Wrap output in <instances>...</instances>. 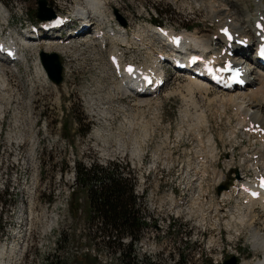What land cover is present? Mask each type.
<instances>
[{
	"label": "rangeland",
	"instance_id": "rangeland-1",
	"mask_svg": "<svg viewBox=\"0 0 264 264\" xmlns=\"http://www.w3.org/2000/svg\"><path fill=\"white\" fill-rule=\"evenodd\" d=\"M47 1L54 8L53 5L55 4L50 0ZM73 1L55 0L56 4L62 7L67 3L72 4ZM82 1L75 6V9L77 6L85 3H82ZM237 1L241 5H245L249 11L251 15L249 22L252 25L251 21L256 16L253 11L256 8L254 0ZM0 2L8 10L7 17L10 20L9 25H7L6 21L0 19V28H6L7 31H10L13 39L20 37L19 33H15L19 31L20 27L23 32L27 31V22H37L35 12L38 7V0H0ZM199 2L201 3L200 0H120V3L116 6L110 3L108 5L109 10L103 9V12L105 16L108 15L109 17L110 14L114 16L113 7L121 9L122 13L127 16V22L130 24L129 28L133 34L139 33L141 29L146 28L147 22H144L142 18H145L147 14H154L177 32L187 30L184 33H198L199 37L209 41L208 39L214 37L217 27L216 19L219 18L211 20L212 17H208V8L202 6ZM262 3H264V0ZM110 18L111 16L108 20ZM91 21L93 22V20ZM87 38L86 36L81 37L80 43H75L72 47L74 51L77 48L91 46ZM142 38H144L143 42H146L142 47L129 42L130 46L125 49V47L121 46L120 41L118 42L113 39V41L110 40L107 43L105 49L100 48V46H94L92 54L84 52L80 55L75 53L74 57L68 58L71 60L67 61L70 66L68 68L72 69L74 77L65 81L63 85L65 87L64 89L63 87L61 88L60 95L53 94L51 85H46L40 81L41 76H38L36 62L35 66L29 62V57L33 51H36V47H22L21 53L23 54L21 55L25 57V60L22 59L12 69L6 66L7 72L5 75L0 76V98H3L2 104L4 107L9 105L8 110L5 112V117L1 118L0 125L3 128H11V124H13L11 121L14 120L12 119V109L18 106L22 113L25 114L27 111L26 106H28L31 113L30 122L27 120V117L21 118L23 122H20V124L22 123L20 126L22 128H17L16 126L17 129H42L41 122L45 121L47 124L46 128L49 131L55 134L60 131L59 134L72 143L74 122H80V127H77L75 130L81 134L89 128V124L96 126L99 123L103 131L104 143L107 145H98L97 148L88 145L87 148H82L87 144L80 140L75 150L76 156L86 157L83 160L86 169L98 172V164L99 167H104L111 174L116 173L115 171L122 174V171L129 169L136 178L142 174L149 177V174H156L161 171L163 174L169 173L173 176L178 174L185 183L189 182V177H194L197 181L199 180V187L198 184L192 185V187L187 189V194L188 198L191 199V205L194 207L193 211L196 216L190 214L188 210L170 207L168 220L176 221L180 227L185 228L187 236L192 241L203 242V233H201L202 230L197 216H202L205 221L214 223L215 218L213 216L215 212L207 208L209 204H212V207L219 214H221L220 212H225L230 215L236 212L234 200L240 206L245 204L241 203V200L244 198L236 199L238 196V194H235L236 188L234 187L235 190L231 188L230 183L233 180V176L234 180L238 179V176L241 178L244 176V171H239L241 169L240 164L246 156L251 155L254 151H258L261 148L262 142L259 138L257 139L260 142L256 141L252 136L250 139L246 135L248 133L245 134L243 132L239 121L243 122L242 126L247 127L249 126L248 120H245L237 107L226 100L228 97L227 92L222 91L220 93L213 86L209 91L206 88L199 89L197 87H193L191 91L189 87L190 81L184 75L183 77L169 71L166 86L164 85L157 98L149 100L151 102H143L133 98V96H131L133 99L128 97L123 98L122 91L115 86L117 84L116 77L111 67L108 66L110 64L107 56L112 49L117 47L123 51L125 58H131L138 62H147L150 56V61H152L151 59L155 57L152 58L151 53L158 51V43L150 36H143ZM138 39L140 40L141 38L138 37ZM149 45H151V49L148 48ZM42 46L43 43L39 47ZM43 48L45 50L51 48L50 51H59L55 43H46ZM245 55L251 57V59L254 58L253 55L247 52H245ZM66 56L68 57V55ZM26 58L28 59L27 63ZM2 80H4V84H2ZM70 83L75 85V90L72 93L69 91ZM84 86H87L86 91L83 89ZM92 87L95 88L97 93L91 90ZM252 90H256V87H252ZM93 94H99L107 100H112L109 102L115 106L117 104L123 106V109L116 111L115 113H118V115L114 118H100L98 115H94L90 108L85 111L80 102L82 104H84L83 102L88 103L87 100H92ZM156 100L158 103H155ZM97 110L99 109H93L95 113H97ZM100 110L107 113L105 108H101ZM122 112H125L124 115L126 117L127 112L130 113L131 120L135 123L133 129L129 127L123 128L126 122L124 121ZM203 115L207 121V123L204 121L205 126L202 125ZM121 117L123 119L122 122ZM83 119L85 120L83 121ZM34 120H37V124L33 125L32 121ZM111 125L114 128H118L114 135L110 133ZM42 132H29V148L25 135L15 134L14 138L12 133L4 134L7 153L11 155L9 167H14V176L10 177V188L13 192L6 198L0 197V201L3 202V205L0 203V231L3 226L2 217L4 212L9 216L10 206L16 201L17 204L13 209L12 224L4 228L3 237L4 241L5 238L12 235L11 238L15 239V241L13 244H4L0 247V264H18V257L24 242L26 262L28 264H54V254L56 251H59L60 223L66 219L63 198L70 190L77 186L75 182L76 173L73 167L74 162L69 163L71 167L69 171H65L63 175L59 174L53 178L55 172L57 174L59 171L63 172L66 169L65 161L68 155L66 150L57 148L53 151L50 155L53 164L48 165L47 158L45 160L42 171L43 179L38 185L39 198L42 201L56 199L48 204L47 216L34 228H30L25 214L24 202L27 201V197L32 192V189L26 184L27 181L22 178V175L23 177H30V166L33 168L35 174H37L42 151L39 143L45 139L46 135L45 132ZM160 139H165L166 146L164 145V148L170 154H172V151V156H167L165 150L161 151L160 154L153 150V147L158 146ZM92 140H96L94 136H92ZM134 140L137 144L133 143ZM16 142L18 143L16 144ZM144 153L146 154L145 158L142 157ZM176 154H179L177 161L176 156H174ZM188 156L190 158L186 166L185 160H181L182 158H188ZM200 158L203 160L200 163L202 165L199 164ZM178 164L181 165V171ZM229 168L237 169L233 172V176H231L232 173H228ZM249 171L255 172L253 169ZM132 173L131 177L134 178ZM220 174L224 175L220 178ZM124 175L122 174V178H124ZM247 175H250V172H247ZM17 176L23 179V183H25L24 190ZM190 182L193 183L192 181ZM220 185H226L227 189L231 188L228 190H233L232 195L235 194L236 197H233L232 200H223L222 193L228 190H224L219 194L217 188ZM73 196L78 198L80 192H76ZM136 197L139 199L137 200L138 204L143 203L145 205L142 218L156 215L157 201L152 198L149 191H145L144 194L142 193V196ZM204 199L209 203L205 202ZM188 209L192 210L189 207ZM257 212L264 217V210L262 211L260 208H257ZM71 218L74 229L70 235H63V238L70 240L73 246L79 247L80 234L75 228L81 223L86 222L87 216L72 213ZM220 221L221 219H218V222ZM32 223L36 224V219L32 218ZM227 232H222L225 245L230 251L229 255L227 253L226 258L234 255L233 253L237 251L238 256L236 258L239 263L241 262L242 264L244 260L255 261V253L245 237L246 230L240 233L241 236L230 226ZM124 241L130 243V238H125ZM141 241L148 242L147 240H142V238ZM210 241H205L206 248L212 247ZM147 248V245L138 242L133 246V255L138 260L145 261L146 264H173L174 261L177 262L178 257L171 255L172 246H168V253L147 250ZM57 257L55 256V264H57ZM83 259L86 261L90 260L88 256H83Z\"/></svg>",
	"mask_w": 264,
	"mask_h": 264
},
{
	"label": "bare ground",
	"instance_id": "bare-ground-1",
	"mask_svg": "<svg viewBox=\"0 0 264 264\" xmlns=\"http://www.w3.org/2000/svg\"><path fill=\"white\" fill-rule=\"evenodd\" d=\"M200 1H201V3L199 2V4H202V6H205L208 8V17H212V19L210 18L211 20H213L215 18H219V19H216L217 22H226V23H229L228 20H230L232 27H234L237 32L241 33L243 36H247L250 39V41L254 40V35L252 32V25L249 22V18L251 15H250L249 11L246 9L245 5H241L237 0H200ZM253 2L255 3V6H256V8L253 9V11L255 13H256V11H258L260 9L259 8L260 6H264V4H262L263 0H254ZM82 3H84V4L77 6L75 9V12H74L75 18L78 19L80 21V23L89 22L92 18H96L95 20L98 22L107 20V16H105V14L103 12V9H104V1L103 0H83ZM4 8H5L4 5L0 3V17L3 19H7L6 14H5V12H7V10H5ZM122 32L123 31H119L118 33H116L114 35V40H116L118 42L120 41L121 45L126 47L128 44V40L132 41V40L138 39L137 36L139 38L143 39L142 36H144V34L151 33L152 30H151V27L149 26V28L146 29L145 31L142 30L141 34H140V32L136 33V34L132 33L133 35H131V36H130V33L126 32V34H124ZM75 35H78V34H75ZM184 36H185L186 40L195 43L193 45V47L196 44L205 45L208 43V41L206 39L204 40L202 37H199L198 33H194V34L184 33ZM30 38H31V35H28V39L24 40V41L32 43L34 40H32ZM45 42L47 44L48 43H54L55 39L44 40L43 44H46ZM55 46H57L56 43H55ZM111 47H112V45H111ZM50 50H51V48L48 49V51H50ZM250 55H252V54H250ZM151 57L153 58L155 56L153 55ZM166 58L168 59V57H166ZM151 60L152 61H150V63H153V61L154 62L158 61L157 58H153ZM240 61L242 62V60H240ZM163 62L165 63L167 61L164 60ZM244 63H245L247 70H251L250 75L252 76V80L249 83L250 85L245 86L243 90L224 91V92H227V95H228V97L227 98L225 97V98L228 102H230L235 107H237V109L243 114V117L245 118V120L246 121L248 120V122H247L248 125L249 126L252 125V127H250V128L255 127V125H257V124L260 125V127L264 128V72L257 69L253 59H251V57H249L247 55H245ZM6 66L10 67L11 69L13 67L10 64H5L0 59V76L5 75V73L7 72ZM108 66H110V65H108ZM4 67H6V68H4ZM14 68H15V66H14ZM36 68H37V73L39 74L38 76H41L44 80H47L46 73H45V71H44V69L41 66L39 61L38 62L36 61ZM183 74L190 81V83H189L190 84V86H189L190 90L193 87L194 88L197 87L199 89L206 88L208 91L213 88L211 85H209V84H207L201 80H198L196 78H192L190 76V74H188V73H183ZM114 81H115V78H114ZM116 81H117V84L115 86L117 87V89L122 91L121 94L123 95V98H125L126 96H129V94L131 93L130 82L126 79H117V78H116ZM2 84H4V80H2ZM252 87H256V90L253 91ZM161 88L163 89L164 85ZM138 99L143 101V102H150L149 99H147V98H138ZM223 101H224V99H223ZM100 109L97 110V113H100L101 115H103L104 112H102ZM204 121L207 123L205 116L203 115L202 116V122H203L202 125L205 126L206 124L204 123ZM241 123H243V122H241ZM244 125H246V124H244ZM257 138H259V140L262 142L261 148L258 151H254L251 155H248L245 157V159H243L244 163L242 162L243 164L242 163L240 164L241 169L239 171H241V172L244 171V173H245V171H249L251 169L256 170L257 168H261L264 166V134H261ZM17 143L18 142H16V144ZM255 155H257V156L255 157ZM221 176H223V174H220V178H221ZM240 179H242V178L238 176V179H236V180H240ZM75 182H76V180H75ZM93 184H94V182H93ZM234 190H235V188H234ZM145 191H146V189H142L143 194L145 193ZM222 191H224V190H222ZM222 191H221V193H222ZM232 192H233V190L232 191L228 190V191L223 192L222 193V199L223 200L224 199L232 200V198H233ZM234 197H236V196H234ZM237 198H239V195L237 196ZM137 200H139V199L137 198ZM234 202H235V205L234 204H232V205H234V208L236 209V212H235L236 214L233 213L230 216L229 221L225 225L227 228H230V226H232V229H234V231L237 232L238 235L240 233H242V231L244 232V230H246L245 237H246L248 243L250 244V246L252 247V250L254 251L255 256H256L255 261L254 260L253 261L244 260L242 264H264V217L261 216V214H259L257 212V206H256L255 201L245 203L242 206H240V204L236 200H234ZM216 208H217V206H216ZM260 209L263 211L264 205L260 206ZM144 211H145V205H144ZM144 211H142V216L144 215ZM130 241H131V239H130ZM14 247H15V245H14ZM18 251H16V252H18ZM259 252H260V254L258 255Z\"/></svg>",
	"mask_w": 264,
	"mask_h": 264
},
{
	"label": "trees",
	"instance_id": "trees-1",
	"mask_svg": "<svg viewBox=\"0 0 264 264\" xmlns=\"http://www.w3.org/2000/svg\"><path fill=\"white\" fill-rule=\"evenodd\" d=\"M85 175L88 180L91 177L95 179H101V184L94 190V203L97 209L101 212V216L104 219L106 234H112L116 238L113 243V247L117 250H121L123 256L128 261V264H138L132 257V247L138 242L136 238L132 236H138L137 232L139 226L136 221L137 211L134 209V203L137 204V197L133 196L129 185L122 180V174L118 171L116 173L102 172L100 176L93 173L92 170L83 167ZM97 175V176H96ZM112 175V176H111ZM92 186L94 181H88ZM78 179L76 177V185ZM131 234V235H130ZM130 238V243L133 245H125L121 242V239ZM140 238V237H139ZM141 239V238H140ZM173 264H185L184 260L179 259Z\"/></svg>",
	"mask_w": 264,
	"mask_h": 264
},
{
	"label": "built area",
	"instance_id": "built-area-1",
	"mask_svg": "<svg viewBox=\"0 0 264 264\" xmlns=\"http://www.w3.org/2000/svg\"><path fill=\"white\" fill-rule=\"evenodd\" d=\"M5 134V133H4ZM4 134L2 132H0V197H4L6 198L7 196L10 195L11 192H13V190L10 188V177L14 176V167H9V159H11V155H9L7 153V149H6V145L4 142ZM14 135L15 138V134L12 133ZM27 141H28V148H29V133L27 135H25ZM83 167H86V165L82 162ZM31 168V176H33L34 181L37 180V174H35L33 168L30 166ZM102 172H106L108 173L104 167H99L98 164V172H93L96 173L98 176L101 175ZM124 172V173H123ZM110 174V173H109ZM122 174L124 175V178H122V180H124L130 187L131 189V193L133 196H142V189H146L145 187L143 188H139L138 186H135V190H134V186L132 184V180L131 178H129L128 175H130V170L127 169L125 171H122ZM96 175V176H97ZM163 172L159 171L156 174H149V177H151L152 179H155L159 176H162ZM112 176V175H111ZM22 178L26 181V177ZM86 180H88L87 177H85ZM88 181H95L96 187H99L101 184V179H95V177H91ZM141 182H139L140 184ZM79 185V183L77 184V186ZM33 191V189H32ZM137 191V193H136ZM32 192H30L31 195ZM134 193H136L134 195ZM1 205H3V202H0ZM170 207H174L173 205H166L164 203H160L157 202V208H156V215H149V218H142V211H144V204H135L134 203V209H136L137 211V217L139 218V220L142 222V228L137 232L138 236L140 238H142V240H147L149 243H151L152 241H156V235H160V233H164L167 229L170 228V225H178V222L176 221H170L168 220V212L170 211ZM4 220H6V216L4 217ZM37 225V224H36ZM36 225H30V228H34ZM105 224H103L101 221H99L96 225H94L93 230L98 232V229H100L99 231V238L98 240H103L106 242L107 245H109V247L111 249H113L114 251H116L118 254H122L121 250H117L116 248H114L112 245L114 243L115 240V236L112 234H106L105 231H102V229H104ZM182 228V227H181ZM183 231L186 233L185 228H182ZM202 233V231H201ZM27 232L25 234V238H26ZM101 237V238H100ZM185 239V237H184ZM187 239H189L190 241H192V239L190 237L187 236ZM210 240V239H208ZM121 242L125 245H129L130 243L127 241H124L123 238L121 239ZM203 242H204V237H203ZM201 242V243H203ZM147 250H153L156 251L155 249L152 248H147ZM207 250H210V248H207ZM23 252H25V242L20 250V254L18 257V264H19V260L21 257V254H23ZM132 257L135 260V262H138V264H146L145 261H140L138 260L134 255H133V247H132ZM59 251H56V253L54 254V264H55V256H58ZM126 260V258H125ZM127 264L128 261L126 260ZM43 263V262H42Z\"/></svg>",
	"mask_w": 264,
	"mask_h": 264
},
{
	"label": "water",
	"instance_id": "water-1",
	"mask_svg": "<svg viewBox=\"0 0 264 264\" xmlns=\"http://www.w3.org/2000/svg\"><path fill=\"white\" fill-rule=\"evenodd\" d=\"M39 8L36 13L38 18L40 19H50L54 16V12L51 8L47 7L46 0H39L38 2ZM120 22L125 24L124 20L120 18L118 15ZM40 59L42 65L48 75V77L53 80L55 83H60L62 81V67L60 63V59L58 54L56 53H47L45 51L40 52ZM224 264H237L236 259L234 257L226 260Z\"/></svg>",
	"mask_w": 264,
	"mask_h": 264
},
{
	"label": "snow or ice",
	"instance_id": "snow-or-ice-1",
	"mask_svg": "<svg viewBox=\"0 0 264 264\" xmlns=\"http://www.w3.org/2000/svg\"><path fill=\"white\" fill-rule=\"evenodd\" d=\"M129 71H131V69Z\"/></svg>",
	"mask_w": 264,
	"mask_h": 264
}]
</instances>
